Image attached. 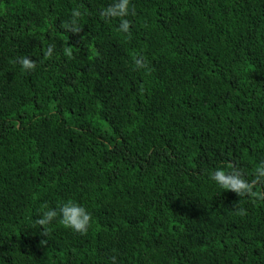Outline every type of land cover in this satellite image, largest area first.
I'll list each match as a JSON object with an SVG mask.
<instances>
[{"label":"trees","instance_id":"16d2710c","mask_svg":"<svg viewBox=\"0 0 264 264\" xmlns=\"http://www.w3.org/2000/svg\"><path fill=\"white\" fill-rule=\"evenodd\" d=\"M113 2L0 0V264H264V0Z\"/></svg>","mask_w":264,"mask_h":264},{"label":"clouds","instance_id":"9594fccd","mask_svg":"<svg viewBox=\"0 0 264 264\" xmlns=\"http://www.w3.org/2000/svg\"><path fill=\"white\" fill-rule=\"evenodd\" d=\"M128 14L129 0H114L113 4L102 12V15L105 18H123ZM80 16L81 12L79 10L73 12V20L71 23L73 30H75L76 18H79ZM128 28L129 25L127 20H122L120 23V31L127 32ZM51 54L52 48L49 47L48 55L50 56ZM20 63L25 70L34 67V62L27 57L23 58ZM135 64L137 67L144 66L139 59L135 61ZM255 175L257 181H264V163L256 168ZM210 179L222 189L234 191L239 197L252 192V184L242 178L241 174L235 169L226 171L224 168H217L211 173ZM241 214H243V210H241ZM57 219H59L60 223L67 228L83 234L87 232L92 217L90 212L84 206L69 199L60 203L56 208L45 207V210L41 213L37 223L43 227Z\"/></svg>","mask_w":264,"mask_h":264}]
</instances>
